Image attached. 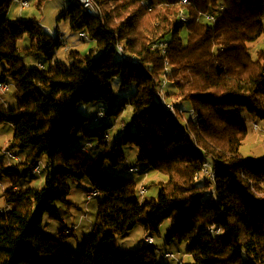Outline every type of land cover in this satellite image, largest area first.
<instances>
[{"label":"trees","instance_id":"16d2710c","mask_svg":"<svg viewBox=\"0 0 264 264\" xmlns=\"http://www.w3.org/2000/svg\"><path fill=\"white\" fill-rule=\"evenodd\" d=\"M12 1L0 0V81L12 82L17 107L0 106V123L13 128L7 149L29 152L16 163L0 161V177L9 184L3 198L11 206L0 210V264H165L154 239L135 250L115 244L116 235L137 224L147 235L158 233L165 220L168 242L186 243L188 264H264V157H242L248 127L235 113L245 109L264 120V50L253 58L247 47L264 33V0H94L96 15L68 0L60 17L94 43L86 54L69 48V64L53 60L62 46L58 36L35 19L8 18ZM180 8L187 22L179 20ZM218 11L214 23L201 16ZM23 35L31 41L24 50L44 53L47 65L28 67L17 56ZM162 41L170 65L164 93L188 103L196 124H183L161 105L164 57L152 45ZM118 44L141 63L123 59ZM117 76L122 86L133 85L129 98H115L111 80ZM96 102L105 103L100 120L131 112L112 144L105 135L114 123L87 127L77 109ZM80 135L96 144L94 156L70 149ZM127 144L165 178L157 196L142 203L134 178L104 168L106 161L113 169L120 166ZM43 156L55 165L43 186L22 184L19 168L30 169ZM205 163L213 180L207 174L195 178ZM82 179L99 191V199L91 234L75 250L65 244L66 236H52L40 225L44 214L58 218V203L71 204L68 181ZM175 256V264H184Z\"/></svg>","mask_w":264,"mask_h":264},{"label":"rangeland","instance_id":"374dc122","mask_svg":"<svg viewBox=\"0 0 264 264\" xmlns=\"http://www.w3.org/2000/svg\"><path fill=\"white\" fill-rule=\"evenodd\" d=\"M21 0H13L10 4L8 11V18L16 21L23 18H32L35 19L44 29V31L50 34L53 37L58 36L62 42V46L58 48L54 55L53 60H59L66 64H69L70 60L67 55V50H78L81 54H86L90 49L94 47V43L90 40H84L80 38L78 34L72 31L69 28V24L66 18H61L60 15L66 8L68 0H46L41 6L36 5V0H26L28 6L23 9L20 8ZM181 37L185 40L187 29L183 27L181 29ZM171 35L165 37V40L169 41ZM30 38L26 35H23L18 43V53L17 56L22 60V62L28 67H35L38 62L42 63L44 66L47 65L48 60L42 52L29 53L24 49L30 45ZM248 52L253 58L258 57V53L264 50V33L255 41H252L247 44ZM118 55H115V59H118ZM4 63H0V68ZM9 83V90L0 95V106L4 108H15L17 107L16 99L13 95L15 90L11 81ZM111 85L113 89V94L115 98L120 99L122 97L129 98L135 91L133 85L122 86L121 78L119 76L114 77L111 80ZM172 101H174L181 110H185L184 116L187 117L189 112V104L186 102H180L179 98L172 96ZM77 109L87 117V127H93L99 125L103 120L106 122H113L114 126L108 130V143L112 144L114 139L118 137L120 133L124 130L121 127V122L124 124L127 122L131 116L129 108H126L124 111L118 115L115 120L111 116L104 117L103 120L94 121L97 111H105V103L96 102L94 104H85L79 103ZM236 115L240 117L243 122L248 127V134L241 144L240 153L245 159H259L264 157V120H256L251 117L245 109L237 110ZM183 122V119H180ZM258 125V129H254V125ZM13 135V128L9 123H0V161L16 163L15 161L7 158L4 150L7 149L8 143ZM87 143V140L83 139L80 135L74 140L70 149L78 148L83 144ZM91 146L86 152L89 157L95 155V145L93 142L90 143ZM9 149V148H8ZM12 152L17 154L19 158L24 160L25 156L29 152V147L24 149H10ZM124 160L121 162L120 166L116 169L110 167L108 161L105 162L104 168L111 174H123L130 176L135 179L136 187L138 189V197L140 202H144L155 198L160 189V182L165 180L164 176L153 171L147 163L139 161L138 149L133 144H127L123 147ZM43 168L40 174H32L30 169L20 167L19 171L23 175L21 177L22 184H29L33 187H41L44 184L45 177L47 176V167L49 162L46 157L40 159ZM128 166H134L138 169V172L135 174H125L124 168ZM147 171V175H145ZM68 185L70 186V193L68 195V200L71 204H61L58 203V218H51L48 214H44L42 217L40 228L46 233L59 237L60 230L71 224L79 222V227L73 231V235H68L65 237L64 242L66 245L72 247L75 250H80L82 243L87 239L92 230V224L96 218L97 206L99 197H95L87 202L85 193L90 190L92 187L86 179L82 180H69ZM9 184L4 177H0V210L11 208L10 205H7L4 201L3 194L4 191L8 188ZM144 187V192L140 193V187ZM85 216L82 220H79L80 216ZM168 224L169 221L165 220L159 226V232L149 233L153 236L154 242L157 245V257L159 260L165 262V264H175L174 259L163 258V252H173L179 258L182 259L184 264L191 262L190 257L186 254V243H178L177 241L168 242ZM146 230L141 224L134 226L132 230L123 234L115 236V244L119 250H135L144 245V235Z\"/></svg>","mask_w":264,"mask_h":264},{"label":"bare ground","instance_id":"6f19581e","mask_svg":"<svg viewBox=\"0 0 264 264\" xmlns=\"http://www.w3.org/2000/svg\"><path fill=\"white\" fill-rule=\"evenodd\" d=\"M79 6V8L83 11H86L87 13L91 14V15H96L98 12L97 10V7L95 5V2L94 0H86V2L88 3V5H91L92 7V12L91 10L88 9V6L86 3H84L83 0H75ZM181 3V1H180ZM27 6H28V2H27ZM220 9L222 10L223 9V6L220 7ZM180 11H181V8L178 12V17H179V20L184 23V22H187L188 21V15L186 14V11L185 9L182 8V16L180 15ZM102 14V13H101ZM222 12L219 11V13L217 15H214L213 19H209L210 22L214 23L216 22L219 17L221 16ZM117 49L119 51V53L121 54V56L123 57V59L125 60H128L130 62H135V63H141L140 60H138L137 58H135L133 55L129 54V53H126L124 51V48L122 45L118 44L117 45ZM166 51H167V42L164 43L163 45V50L161 51V55L164 57V61L163 62H168V60L166 59L165 55H166ZM167 74L169 75V72L166 70V68H164V75H163V78L160 82V85H159V89H161V96H160V101H161V105L162 107L168 111V112H171L173 113L177 118L180 119H183V124L185 125H188V120H191L192 124H196L197 123V116L196 114L193 112L192 109H189V117H185L184 114L185 112L183 110H181L179 107H177L176 105H174V101L172 100H169L167 99L165 93H164V86L166 85L167 83ZM2 82V81H0ZM6 84H9L5 81ZM6 93V92H4ZM4 93H0L1 94H4ZM170 106V107H169ZM99 112H105L104 110H99L97 111V114H96V117L98 115ZM96 117L94 118V121H98L100 119H96ZM124 126V122L122 121V127ZM106 139H108V134L105 135ZM81 151H84V152H87L88 149L86 148V145L83 144L82 146L79 147ZM4 153L6 154L7 158H9L11 160H13V154L10 152V151H4ZM20 161V158H15V162H19ZM207 163L204 164V167ZM43 168V165L41 163L40 160L37 161V168H36V171L35 170H31L30 169V172L32 174H39L41 173V170ZM131 168H135V167H128V168H124V172L127 173V174H135L137 172L131 170ZM55 169V165L54 164H49V166L47 167V172L49 173L50 171L54 170ZM203 175V174H207L209 176V179L210 180H213L215 174L214 172L211 170V174H208L207 173V168H203L202 172L199 173V174H196L195 175V178H197L199 175ZM9 188V187H8ZM90 190L86 191V192H89ZM139 192L140 193H143V190H141V188L139 189ZM87 202L91 200V198H86ZM60 235H63V236H68L69 235V231H61L60 232ZM164 255H166V252L163 253V257Z\"/></svg>","mask_w":264,"mask_h":264},{"label":"built area","instance_id":"2783aa9c","mask_svg":"<svg viewBox=\"0 0 264 264\" xmlns=\"http://www.w3.org/2000/svg\"><path fill=\"white\" fill-rule=\"evenodd\" d=\"M83 1H84V3L87 4L88 9L91 10V12H92L91 5H88L86 0H83ZM180 1H181L182 4H185V3L188 2V0H180ZM19 4H20V8L21 9H23L24 7H27V1L26 0H21L19 2ZM218 13H219V11L217 13L207 12V13L202 14L201 16L203 17L204 20L209 21V19H213L214 15H217ZM180 15L182 16V8H181V11H180ZM78 36L80 38H87V35H86V33L84 31H80L78 33ZM164 43H166V42H163V41L162 42H156L155 44L152 45V49H158L160 51V54H161V51L163 50ZM163 63H164L163 64L164 68H166V70L168 72H170L169 62H163ZM37 66L42 68L43 64L42 63H37ZM9 88H10L9 84H6L5 82H0V93L7 92L9 90ZM158 96H159V99H160L161 89L158 90ZM174 105H176L175 102H174ZM183 111H185V110H183ZM103 116H104V112H99L97 117H96V119H102ZM188 117H189V115H188ZM189 119H190V117H189ZM120 125L122 127V122H121ZM254 129L255 130L258 129V125L257 124L254 125ZM90 143L91 142L85 143L87 149L91 146ZM4 151H10L13 154V161H15V158H19V156L17 154H15L14 152H12L11 150L5 149ZM36 168H37V162L30 169L36 171ZM204 168H207V173L211 174V168H210L209 164H206ZM131 170H133L135 172H138V169L136 167L135 168H131ZM140 188L144 192V190H145L144 187L141 186ZM85 197L86 198H91V199H93L95 197H99V191L97 189H95V188H91L89 192L85 193ZM75 228H76V225L72 224V225H70L68 227H64L61 231H69V235H71L73 233V231L75 230ZM144 241L146 243H152L153 242V237L150 236V235L145 234L144 235ZM164 258L175 259L176 256H175V254L173 252H166V255H164Z\"/></svg>","mask_w":264,"mask_h":264},{"label":"crops","instance_id":"0c3cea01","mask_svg":"<svg viewBox=\"0 0 264 264\" xmlns=\"http://www.w3.org/2000/svg\"><path fill=\"white\" fill-rule=\"evenodd\" d=\"M87 142H88V141H87ZM94 144H95V143H94ZM95 147H96V144H95ZM95 147H94V148H95ZM11 151H12V150H11ZM9 163H10V162H9ZM39 174H40V173H39ZM145 175H147V171H145ZM3 210H4V209H3ZM84 217H85V216H84ZM84 217L81 215V216L79 217V220H82ZM73 224H74V223H73ZM71 225H72V224H71ZM66 227H68V226H66ZM78 227H79V222L76 223V228H78ZM76 228H75V229H76ZM91 228H92V227H91ZM60 232H61V230H60ZM73 234H74V233H73ZM73 234H72V235H73Z\"/></svg>","mask_w":264,"mask_h":264}]
</instances>
